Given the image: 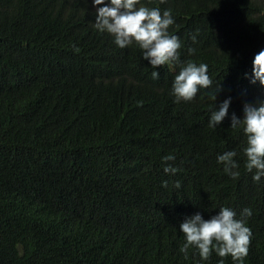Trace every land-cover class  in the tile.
Returning <instances> with one entry per match:
<instances>
[{"label":"trees","instance_id":"obj_1","mask_svg":"<svg viewBox=\"0 0 264 264\" xmlns=\"http://www.w3.org/2000/svg\"><path fill=\"white\" fill-rule=\"evenodd\" d=\"M141 3L171 8L181 60L208 64L213 84L194 100L171 94L179 66L153 79L138 45L97 30L92 0H0V264H218L215 252L182 253L179 225L221 206L252 209L243 264H264V178L245 170L246 135L230 121L264 101L245 77L264 49V0ZM233 149L235 180L217 162Z\"/></svg>","mask_w":264,"mask_h":264},{"label":"clouds","instance_id":"obj_2","mask_svg":"<svg viewBox=\"0 0 264 264\" xmlns=\"http://www.w3.org/2000/svg\"><path fill=\"white\" fill-rule=\"evenodd\" d=\"M92 5L96 9L94 27L102 33L112 35L114 43L121 49L138 45L143 59L154 69L151 72L153 79H160L159 71L155 70L160 66H179L171 89L177 103L194 100L202 89H208L213 84L207 63L181 60V39L179 35L169 31L170 26L175 23L171 8L162 10L160 7H150L141 3V0H92ZM196 39V35H193V42ZM188 51L191 54L195 49L189 48ZM245 77L252 84L259 82L264 86V49L255 55L251 75L245 73ZM216 98L215 94L212 99ZM231 99L230 96L225 98L211 112L208 122L210 128H216L229 116ZM243 111V118L235 113L231 114V128L242 127L246 135L244 167L252 174L253 181L259 183L264 178V101L245 104ZM237 155V151L233 149L217 156V162L223 165L224 172L234 180L241 175ZM162 160L165 162V173L176 175L180 171L173 163H168L176 160L174 153L165 155ZM163 186L167 187L168 181H164ZM181 186L182 181L176 180L174 187L179 189ZM252 215L250 207L244 208L238 216L235 209L221 206L219 212L208 219L199 211L187 216L179 225L185 241L180 251L187 255L190 248H195L205 261L215 252L221 257L218 264H225L223 258L228 256L237 264H243L253 235L247 222Z\"/></svg>","mask_w":264,"mask_h":264}]
</instances>
